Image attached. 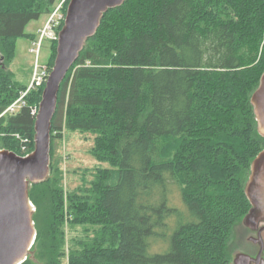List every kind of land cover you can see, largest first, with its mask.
<instances>
[{"label": "trees", "instance_id": "1", "mask_svg": "<svg viewBox=\"0 0 264 264\" xmlns=\"http://www.w3.org/2000/svg\"><path fill=\"white\" fill-rule=\"evenodd\" d=\"M60 1L0 0V150H34L44 87L5 114L33 71L9 67L14 40ZM263 73L264 0H127L104 13L60 87L22 264H64V223L69 264H231L264 150L251 104ZM66 131L91 134L94 160L108 164L68 194L67 217L53 155ZM149 240L164 253L151 256Z\"/></svg>", "mask_w": 264, "mask_h": 264}, {"label": "water", "instance_id": "2", "mask_svg": "<svg viewBox=\"0 0 264 264\" xmlns=\"http://www.w3.org/2000/svg\"><path fill=\"white\" fill-rule=\"evenodd\" d=\"M127 0H69L65 20L58 33L56 56L41 95L34 123V150L20 156L0 150V264H22L31 255L36 239L34 206L29 188L45 182L50 175L51 123L57 110L58 95L68 71L79 58L86 41L100 26L110 9ZM258 133L264 137V73L251 97ZM245 193L251 204L243 225L257 231L249 241L259 247L255 257L239 254L234 264H264V238L259 225L264 222V150L251 165Z\"/></svg>", "mask_w": 264, "mask_h": 264}, {"label": "rangeland", "instance_id": "3", "mask_svg": "<svg viewBox=\"0 0 264 264\" xmlns=\"http://www.w3.org/2000/svg\"><path fill=\"white\" fill-rule=\"evenodd\" d=\"M48 20L49 19L47 16H42L39 20L30 22L25 28V36L18 37L14 40V55L12 64L9 67L10 70L15 71L17 67H24L26 69L33 70L37 64L40 68L45 67L49 72L52 70L56 56L52 48V43H56L55 40H44L41 48L39 49L40 51L38 58L36 57V54L32 52V50L35 49L34 44L38 42L40 30L44 27ZM32 76L33 71L30 77L29 85L31 83ZM14 136L16 137V135ZM93 139L94 137L91 134H81L79 132L66 131L63 133L62 140L56 141L53 144L54 159L61 173L63 187V209L65 216L67 215L69 209L68 194L75 190L77 191V188L84 184L85 180L88 182L91 181L93 178L90 176V174L95 167L98 165L100 167H108V164H100L94 160L90 152ZM30 146L31 143L27 142V144L21 149L22 155H28L32 152ZM176 205L181 207L179 202H177ZM63 229L65 231L63 263L69 264L71 245L70 239L72 234L70 232L69 226H67L66 223H64ZM237 234L238 242L235 243L236 249L231 255V264H234L237 255L245 254L255 257L259 250L257 245L249 241L250 237H257V231H251L246 228V226L241 224V226L237 228ZM149 242L150 247L148 252L151 256L164 253V250L160 248L158 243H154L152 240H149Z\"/></svg>", "mask_w": 264, "mask_h": 264}, {"label": "built area", "instance_id": "4", "mask_svg": "<svg viewBox=\"0 0 264 264\" xmlns=\"http://www.w3.org/2000/svg\"><path fill=\"white\" fill-rule=\"evenodd\" d=\"M67 1L68 0L61 1L59 6L56 7V9L49 17V20L45 23L44 27L40 30L38 42L34 44L35 49L32 50V52L36 54L37 58L40 51L39 49L41 48L42 43L44 42L45 39L55 40V41L57 40L58 38L57 29L59 28V26H61V23H63L65 19V14L62 13V8ZM48 76H49V71H47L45 67L40 68L37 64L34 67V72L29 87L27 88L26 91H24L21 94L20 98L16 102H14L10 107L7 108L5 114L13 113L19 110L22 106H24L25 105L24 98L28 95L30 91L43 87L47 81ZM37 113H38V108L34 107L31 110V114L33 116H36Z\"/></svg>", "mask_w": 264, "mask_h": 264}, {"label": "flooded vegetation", "instance_id": "5", "mask_svg": "<svg viewBox=\"0 0 264 264\" xmlns=\"http://www.w3.org/2000/svg\"><path fill=\"white\" fill-rule=\"evenodd\" d=\"M259 230L260 229H262V228H264V222H262L260 225H259ZM261 236L264 238V229H263V231L261 232Z\"/></svg>", "mask_w": 264, "mask_h": 264}, {"label": "bare ground", "instance_id": "6", "mask_svg": "<svg viewBox=\"0 0 264 264\" xmlns=\"http://www.w3.org/2000/svg\"><path fill=\"white\" fill-rule=\"evenodd\" d=\"M5 113V112H4Z\"/></svg>", "mask_w": 264, "mask_h": 264}]
</instances>
